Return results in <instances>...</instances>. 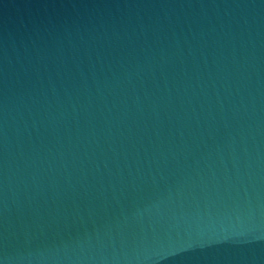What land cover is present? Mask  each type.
Returning <instances> with one entry per match:
<instances>
[{
    "label": "water",
    "instance_id": "obj_1",
    "mask_svg": "<svg viewBox=\"0 0 264 264\" xmlns=\"http://www.w3.org/2000/svg\"><path fill=\"white\" fill-rule=\"evenodd\" d=\"M0 264H264V0H0Z\"/></svg>",
    "mask_w": 264,
    "mask_h": 264
}]
</instances>
